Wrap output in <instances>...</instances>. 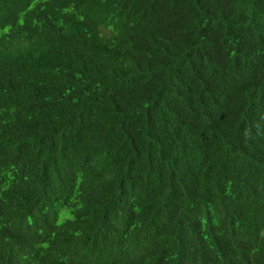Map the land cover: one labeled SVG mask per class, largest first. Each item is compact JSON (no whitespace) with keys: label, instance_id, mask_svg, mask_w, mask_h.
Masks as SVG:
<instances>
[{"label":"trees","instance_id":"16d2710c","mask_svg":"<svg viewBox=\"0 0 264 264\" xmlns=\"http://www.w3.org/2000/svg\"><path fill=\"white\" fill-rule=\"evenodd\" d=\"M0 264H264V0H0Z\"/></svg>","mask_w":264,"mask_h":264}]
</instances>
